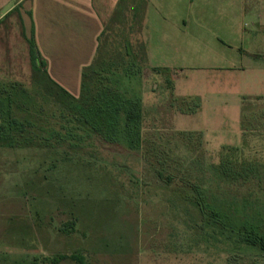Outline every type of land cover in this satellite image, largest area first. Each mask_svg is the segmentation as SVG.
Returning <instances> with one entry per match:
<instances>
[{
	"label": "rangeland",
	"instance_id": "374dc122",
	"mask_svg": "<svg viewBox=\"0 0 264 264\" xmlns=\"http://www.w3.org/2000/svg\"><path fill=\"white\" fill-rule=\"evenodd\" d=\"M194 2L191 34L202 31L203 46L198 55L182 48L186 59L171 80L175 96L186 95L180 106L198 104L197 112L175 119L169 83L152 79L151 70L148 78L129 77L123 68L93 65L127 95L145 92L146 104L160 103L161 112L149 108L141 145L133 149L89 130H76L81 141L59 142L38 129L65 134L60 109L43 98L38 76L30 83L33 19L17 11L26 41L13 57L19 79L11 85V107L35 127L27 137L4 135L10 93L0 86V264H30L32 249L41 259L50 230L54 249L81 256L68 264H264V0ZM213 40L221 59L210 53ZM45 72L80 95L75 66L52 64ZM209 159L218 166L207 176Z\"/></svg>",
	"mask_w": 264,
	"mask_h": 264
},
{
	"label": "crops",
	"instance_id": "0c3cea01",
	"mask_svg": "<svg viewBox=\"0 0 264 264\" xmlns=\"http://www.w3.org/2000/svg\"><path fill=\"white\" fill-rule=\"evenodd\" d=\"M26 1L0 0V34L3 36L0 42L1 87L10 86L19 79L13 57L16 53L20 55V41L24 36L22 15L17 13L21 9L33 19L31 34L45 62L44 71L52 64L72 65L81 77L86 66L97 62L124 66L122 71L129 77L144 76L145 70H151L152 79L163 78L169 83L172 92L168 108L175 119L199 110L198 104L180 106L179 97L186 95L181 92L175 96L171 80L176 66L186 59L187 49L198 55L203 46L198 35L203 32L193 30L195 34H191L197 26L193 11L196 0H29L25 6ZM23 41H26L25 36ZM213 43L210 52L213 58H223L222 47L215 41ZM140 98L143 121L151 109L161 112L160 103L146 104L149 98L145 92ZM217 166L213 159H209L205 166L207 176L213 175ZM32 231L36 236L37 227ZM51 232L45 233L41 259L31 250L35 254L32 253L30 264H68L70 254L65 253L63 247L54 249ZM58 241L63 244L62 237ZM77 257L82 261L80 255Z\"/></svg>",
	"mask_w": 264,
	"mask_h": 264
},
{
	"label": "trees",
	"instance_id": "16d2710c",
	"mask_svg": "<svg viewBox=\"0 0 264 264\" xmlns=\"http://www.w3.org/2000/svg\"><path fill=\"white\" fill-rule=\"evenodd\" d=\"M27 41L29 43L33 73L30 83L33 84L34 79H37L36 77L38 76V79H40L38 82H41L39 85L44 92L43 98L52 100L59 107L63 118L60 129L65 130V134H63V132L56 130L54 127L46 128L42 126L38 128L41 132L46 131L49 136H54L60 142L63 139L75 141L80 139L79 141H81V132H76V130H89L107 142H123L127 148L133 149L141 145V129L144 121L141 98L139 96L127 95L114 81H110L109 77L101 76L99 74L101 72L100 67H93L94 63L90 67L88 66V71L84 70L82 73L80 95L77 97L72 96L52 81L44 71L45 62L40 57L33 35ZM122 68L124 66L121 68L113 66L112 70L106 69L111 72ZM11 85L8 90H5L10 95L5 96V99H7L5 100L6 105L3 104L5 109L2 112V119L5 127L2 131L8 138L17 133L21 137L24 135L27 137L28 128L32 130L35 127V123H32L29 118L19 120L13 113L14 108L11 105L12 103L16 105V103L11 99V89L13 88ZM19 86L24 88L21 83ZM23 93L21 92L20 98L30 97L27 93ZM26 98H24L25 103L29 101ZM30 139L32 140V138ZM69 224H73V222H69ZM70 257L77 262L80 261H78V257L74 253L70 254Z\"/></svg>",
	"mask_w": 264,
	"mask_h": 264
}]
</instances>
